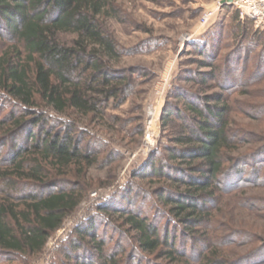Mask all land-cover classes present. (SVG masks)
<instances>
[{"label":"trees","instance_id":"trees-1","mask_svg":"<svg viewBox=\"0 0 264 264\" xmlns=\"http://www.w3.org/2000/svg\"><path fill=\"white\" fill-rule=\"evenodd\" d=\"M237 13L240 42L222 57L221 45L215 53L202 45L199 54L207 59L197 71L181 72L168 93L161 114L168 144L149 160L152 175L168 180L157 191L168 209H158L144 188L129 181L72 230L51 264H264V246L244 256L223 251L240 231L217 236L213 213L225 186L244 181L239 165L254 168L246 182L264 185V162L256 166L251 157L257 150L264 156V135L254 149L255 131L236 118H264V107L233 97L251 94V78L264 79V41L253 63L255 46L243 43L249 33L244 23L253 21ZM117 15L111 0H0V106L9 109L0 117V261L29 264L40 256L94 186L91 171L101 152L92 146L100 140L90 128L105 127L106 110L126 102L138 74L114 65L123 52L108 20ZM248 142L254 151L239 156ZM106 156V165L118 158ZM106 177L113 180L114 170ZM234 190L226 192L250 203ZM146 204L154 206L152 216L143 213Z\"/></svg>","mask_w":264,"mask_h":264},{"label":"rangeland","instance_id":"rangeland-1","mask_svg":"<svg viewBox=\"0 0 264 264\" xmlns=\"http://www.w3.org/2000/svg\"><path fill=\"white\" fill-rule=\"evenodd\" d=\"M111 1L117 6L118 15L116 18L115 16L110 17L108 25L123 52V55L115 61L114 65L118 68L137 71L136 86L124 104L119 107L110 106L106 110L104 128H90V133L96 134V138L100 140L99 143H93L92 146L94 150L101 152L100 162L91 171V177H94V186L81 200L76 211L66 217L62 227L52 234L43 253L31 259L29 264H51L60 246L70 236L72 230L88 216L97 214V207L107 203L115 196V193L127 187L129 181L144 188L158 209L167 208L157 198V191L165 187L168 180L165 177L152 175L151 170L153 168L150 167L149 160L155 149H163V146L168 144L167 131L163 130L161 124V114L168 93L177 83L181 72L197 71L198 62L207 59L208 56L199 54V48L202 45L208 44L210 46H208L209 53H215L218 46L221 45L219 53L222 57L231 51L242 37L237 17L238 11L230 3V0ZM210 10L215 11L214 15L204 24L202 18ZM237 27H239L238 30H236ZM244 27L248 29L249 33L243 43L247 46H255L251 47L250 60L256 63V59L259 60L260 58L264 30L256 28L254 22H245ZM220 33L221 35H219ZM255 36L258 38L254 39L256 42L252 41ZM239 67L241 70L237 72V79L241 80L243 62H240ZM207 70L209 69H203V71ZM262 71L264 72V69ZM262 75L256 76V79H250V97L239 94H235L233 97H237L239 100L249 99L248 101L251 103L264 107V79H262ZM184 83L182 81L179 84L184 85ZM186 85L190 89H196L192 83H185ZM213 91H217V89ZM255 92H257L258 97L253 98ZM150 107L155 109L151 124H149L152 118L149 113ZM8 111V108L4 109L0 106V117ZM255 117L258 116L255 115ZM236 118L239 126L245 125L255 131L257 139L254 143L255 146L249 142L246 145H241L238 155L250 154V151L259 149L263 144V136L261 135H264V118L254 119L250 116L243 117L240 115H237ZM147 141L151 143L148 146H146ZM109 152L111 154L116 153L118 158L106 165V155L111 156ZM255 152L251 157H256L261 162L255 160L254 165H262L264 156L258 155L260 154L258 150ZM250 164H252V160L248 165ZM237 168L241 171L244 170L246 179H251L250 173L254 168L246 167L245 164H241ZM111 169L114 170L115 174L113 180L106 177L107 172ZM136 173L144 175L131 180ZM245 178L244 181L234 184L233 187H230L229 184L225 186V194L213 212L219 222L216 230L217 236H226L230 230L240 231L238 232L239 238L234 239L235 243H230L223 250L230 256L235 254L239 256L249 255L254 249L264 246V185L253 187L254 184H260L263 181L254 179V182L251 180L246 182ZM232 180L235 181V178ZM233 189H235L234 192L237 191L235 195L247 200L250 198V203H246L244 206L239 198L229 196L231 194H227L226 191ZM138 199L133 202L139 208L141 205L139 204L140 199ZM116 200L119 205H124L120 198ZM252 202L257 206L253 208ZM143 207V213L152 216L154 206L146 204ZM131 208L135 209L136 207L130 206ZM164 223V220L160 221L163 226ZM105 230L104 227L100 228V234H105ZM109 230L107 235H110ZM244 230L249 233L247 237L241 236ZM251 234L253 236L249 237ZM255 238L258 241H253ZM0 264L25 263L18 260L14 262L5 260L0 261Z\"/></svg>","mask_w":264,"mask_h":264},{"label":"built area","instance_id":"built-area-1","mask_svg":"<svg viewBox=\"0 0 264 264\" xmlns=\"http://www.w3.org/2000/svg\"><path fill=\"white\" fill-rule=\"evenodd\" d=\"M238 12L239 17L242 20H251L254 22L256 28L264 30V0H230ZM214 10L207 11L203 16V23L206 24L214 15ZM150 119L149 124L153 122L155 115V109L150 107L149 109ZM149 141L146 142V146L150 145Z\"/></svg>","mask_w":264,"mask_h":264}]
</instances>
